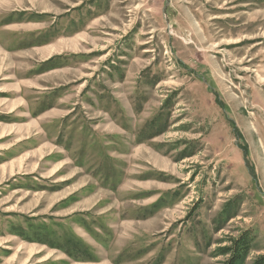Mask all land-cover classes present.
<instances>
[{
	"label": "rangeland",
	"instance_id": "374dc122",
	"mask_svg": "<svg viewBox=\"0 0 264 264\" xmlns=\"http://www.w3.org/2000/svg\"><path fill=\"white\" fill-rule=\"evenodd\" d=\"M0 5L2 30L35 21L38 42L57 39L66 26L68 56L41 68L60 67L59 93L38 95L42 108L55 95L74 102L64 124L76 115L92 130L90 147L82 134L71 133L69 122L65 133L23 143L15 134L0 140V264L27 260L32 249L20 237L30 230L29 216L44 210L43 188L57 189L75 163H90L88 172L99 184L114 188L118 219L161 212L157 223L165 228L159 236L167 241L161 258L166 255L168 264H221L226 257L216 250L247 228L257 239L242 264L264 254V0ZM7 36L1 32L0 41ZM3 51L0 87L11 69L2 64ZM51 75L44 84L56 83ZM41 141L65 150L68 162L52 178L57 163L51 167L48 161L60 155L31 150Z\"/></svg>",
	"mask_w": 264,
	"mask_h": 264
},
{
	"label": "crops",
	"instance_id": "0c3cea01",
	"mask_svg": "<svg viewBox=\"0 0 264 264\" xmlns=\"http://www.w3.org/2000/svg\"><path fill=\"white\" fill-rule=\"evenodd\" d=\"M9 11L13 12L15 9H6V12ZM36 24L38 23L34 21L20 27L17 24H7L5 30L0 28V33H8L6 40L3 43L0 41V47L7 52L5 54L3 51L2 64L11 66L10 71L4 74L5 80L0 87V115H8L11 120L0 119V140H10L15 134L18 136L17 142L23 143L25 140H36L43 133L45 137L53 131L65 133L63 126L69 122L71 133L76 137H81L82 134L88 143L92 130L88 129L87 123L80 122L73 115L64 124L67 115L75 111L74 102L66 105L62 102V97L55 95L51 105L45 108L41 106L42 96L38 94L46 93L45 97L48 98L53 90L56 93L61 86L58 77L60 74L57 72L60 67L51 65L46 70L41 68L58 56H68V45L66 26H63L62 36L58 35L57 39L52 35L49 40L38 42L39 31L33 28ZM53 30L54 28H47L46 32ZM23 63H28L29 66L21 67ZM50 75L54 76L56 83L44 84V80ZM47 146L41 141L39 146L31 150L42 151V157L60 155V158L48 161L51 167L57 163L50 171L49 178H52L65 168V162L68 161L64 162V149L52 150ZM2 150L10 151V148ZM245 162L249 164V161ZM89 167L90 163L87 168L75 163L74 173L60 175L63 178H59L57 189L47 191L43 188V195L48 196L43 199L44 210L29 216L30 230L20 237L22 244L32 249L23 264H168L166 255L161 258V252L167 243L164 238L161 241L159 236L165 228L157 223L159 217L156 215L161 212L157 211L154 216L145 219L134 216L127 220L121 217L118 219V211L114 210V188L99 184L98 178L95 179L88 172ZM249 170L257 180L254 168ZM156 198L157 201L159 198ZM141 205L147 208L148 204ZM152 220L154 222L148 223ZM176 229L168 239L175 235Z\"/></svg>",
	"mask_w": 264,
	"mask_h": 264
},
{
	"label": "trees",
	"instance_id": "16d2710c",
	"mask_svg": "<svg viewBox=\"0 0 264 264\" xmlns=\"http://www.w3.org/2000/svg\"><path fill=\"white\" fill-rule=\"evenodd\" d=\"M256 239V234L251 228L241 230L238 236L228 237L227 245L216 250L218 254L226 257L221 264H242L252 253ZM252 264H264V254L256 256Z\"/></svg>",
	"mask_w": 264,
	"mask_h": 264
}]
</instances>
